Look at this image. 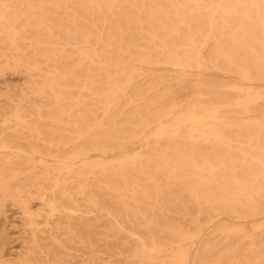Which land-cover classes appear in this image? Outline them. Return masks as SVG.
<instances>
[{
  "label": "bare ground",
  "instance_id": "obj_1",
  "mask_svg": "<svg viewBox=\"0 0 264 264\" xmlns=\"http://www.w3.org/2000/svg\"><path fill=\"white\" fill-rule=\"evenodd\" d=\"M5 68L16 264H264V0H0Z\"/></svg>",
  "mask_w": 264,
  "mask_h": 264
},
{
  "label": "rangeland",
  "instance_id": "obj_2",
  "mask_svg": "<svg viewBox=\"0 0 264 264\" xmlns=\"http://www.w3.org/2000/svg\"><path fill=\"white\" fill-rule=\"evenodd\" d=\"M26 81L23 73L6 68L3 69V73L0 75V107H5L9 104L5 98L6 95H10L12 98H17L21 95L25 90L24 85ZM33 206L34 208H38L39 205H36L34 202ZM39 228L38 235L41 237V241L47 243L49 233L46 231L48 228L46 219L42 218ZM30 235L31 233H29L25 223V217L19 206L9 201L2 206L0 204V251L6 253V258L10 260V264H16L27 253V247L29 246L27 240ZM63 258L65 261H68V264L86 263L82 261L81 256L66 255ZM117 264L126 263L121 261L117 262Z\"/></svg>",
  "mask_w": 264,
  "mask_h": 264
}]
</instances>
